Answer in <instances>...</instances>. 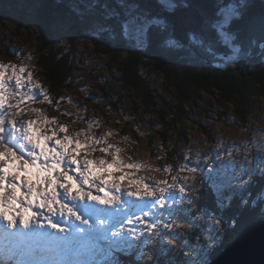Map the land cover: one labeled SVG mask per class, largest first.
Returning a JSON list of instances; mask_svg holds the SVG:
<instances>
[{
  "label": "rangeland",
  "instance_id": "obj_1",
  "mask_svg": "<svg viewBox=\"0 0 264 264\" xmlns=\"http://www.w3.org/2000/svg\"><path fill=\"white\" fill-rule=\"evenodd\" d=\"M143 1L150 3L152 0ZM258 1L264 3V0H256V2ZM40 2L41 0H0V63L24 67L25 72L23 75L27 77L28 73H32V80L39 83L44 89V94L50 98L48 83L40 76L37 69L36 72L32 71L36 68L34 61H37L36 56L40 53L38 37L42 32V25L36 18ZM70 2L71 8L87 27V34L82 36L75 48L73 86L61 93L62 96L57 101L58 107L48 109L46 101L43 103L29 101L22 105V108H35L40 104L37 109H40L44 116L48 118L55 117L59 124L67 126L68 132L58 133L59 137L67 134L72 137L73 141L79 139L82 144L86 145L89 143L85 140L86 136L103 137L107 140V144L95 145L96 151H92L91 146L80 149L77 159L81 161L84 158L91 159L94 162L104 159L111 163L113 155H116V148H119L121 151L118 156L121 162L139 165V168H122L120 170L113 168L108 170L111 172L109 186L113 183H120L121 192L113 194L120 195L121 199H123V186H126L127 191L142 189V184L131 183V181H139L141 178H143L144 183L155 186L156 182L160 180L172 184L173 177H176V183L185 187L183 194H180L177 189H170L175 194L176 202L173 203L168 200L165 208H160L158 205L153 208L150 203L146 204L134 197L137 199L136 207L132 209L134 211H125L124 215L127 216L124 219L125 222H120L118 226L119 230L121 224L123 229L125 227L124 234L127 239L123 243L120 242V244L110 243V246H104L100 249L94 248L91 255L80 257V259L76 258L75 263L125 264L126 262H132L134 264H154L158 260V255L163 256L164 260H168L176 252L183 250L188 253V264H193L194 261L195 264H209L211 261H209V257L205 256L208 255L214 238L219 234L221 228V222L217 225L214 221L220 219L212 213L194 212L191 207H188L195 202L202 178L213 181L217 200L224 208L236 195L249 189L258 174H264V147H262L264 146V100H259L256 107L252 108L247 117L243 119L232 106H220V103L214 97L205 94L203 100L194 105H188L185 109L186 121L184 125L186 132L184 140L178 147L177 158L174 157V160H171L165 157L162 148L158 145H154V150L147 145L148 140L146 138L153 137L155 141H159L154 134L161 128L155 117L150 116L148 113L140 112L141 114H138L131 108L128 111L122 109L119 112L113 108L111 96L119 97L121 94L127 96L129 93H133V90L125 87L118 76L108 71V58L96 51L92 43V36L97 37L103 32L112 31L111 20L118 18V16H124L123 18L126 16L127 21L123 20V23L121 22L122 35L124 34L128 39L132 38L142 47L145 45L147 29L152 24H161L167 19L163 16L162 18L151 17L149 12L144 10L136 0H70ZM173 2L177 7L173 12L167 13H174L180 8L187 7L192 12V6L179 5L174 0ZM113 3L115 5H112ZM229 4L236 5L231 1L221 0V8ZM119 5L120 9L118 8ZM206 24L205 19V37L191 33V43L195 37L208 38L205 29ZM66 33V26L63 25L61 37L66 38ZM217 35L221 37L219 33ZM234 38L228 44L234 52L228 62L234 61L235 57L236 59L239 57L237 55L240 48L235 46ZM221 39L223 40L222 37ZM178 43L182 45L181 42ZM141 71L145 76H149L148 78L151 80L153 87L159 91V93L157 92L158 98L170 99L165 91L162 76L155 74L156 72L153 69L147 67H143ZM6 75H11V70ZM12 83H14V80ZM25 84L26 87H29L27 81H25ZM101 86L108 87L107 93L104 94ZM21 91H24V89H21ZM32 92L35 93L38 100H43L40 89H32ZM114 102H117V100H114ZM59 111L61 116L57 115ZM24 112L26 115L17 120L37 119V114L31 111ZM62 113H67L66 115L69 116L75 114L78 116L75 119H78L79 123L84 126L83 133L79 137L76 136V133L80 130L69 123V120L65 118L66 115ZM89 124H91V127H89ZM125 126L137 130L138 135L143 140L142 147L137 150L134 156L132 155L134 158L130 157L129 153L131 152L127 149H124L123 154V142L125 143L123 134L126 133L121 132L120 127ZM37 128L39 131L51 135V130L58 128V124L44 125L38 121L37 125H34L33 131ZM108 133H111V135H108ZM108 144L114 146L109 149L108 153L99 151L101 147H107ZM70 147L74 148L75 143ZM166 166L170 171L164 170ZM182 166L186 167L182 168ZM92 167L94 171L99 169L97 163H94ZM104 167H107V165ZM189 168H196V172L190 173ZM97 174L107 176L108 172L98 171ZM8 176L12 175L9 174ZM120 176H124V179L120 180ZM184 177H188V179L185 181ZM32 179L35 183V176ZM84 186L83 190L88 191V186ZM42 188L43 185L40 186L41 190ZM91 190L95 195V187ZM25 191L26 189L21 188V192ZM75 191L76 189L73 190V194H75ZM7 194L6 192L5 195L7 196ZM56 207L59 208L58 205ZM138 209H141L142 212H137ZM147 211L148 215L145 216ZM47 212L46 209L43 210L44 214ZM136 215L146 219L148 223L156 222V227L148 230L145 224L135 220ZM129 218H131V222H129ZM166 223L171 227L166 228ZM129 229H134L135 234L128 235ZM198 230L202 231L200 236ZM200 237H204L208 242L206 247H204L205 243L200 240ZM115 239L120 240L119 237ZM109 240H113L112 235H110ZM168 241H171V243Z\"/></svg>",
  "mask_w": 264,
  "mask_h": 264
},
{
  "label": "trees",
  "instance_id": "obj_2",
  "mask_svg": "<svg viewBox=\"0 0 264 264\" xmlns=\"http://www.w3.org/2000/svg\"><path fill=\"white\" fill-rule=\"evenodd\" d=\"M136 1L151 17L162 18L158 8L149 5L147 1ZM152 1L160 7L157 0ZM174 1L179 5H191L203 14L207 21V39L195 37L190 47L180 45L174 40L171 25L164 21L152 24L147 29L145 45L140 47L135 40L122 35L121 22L128 19L126 16L111 20L112 31L92 36L96 51L108 58V71L118 76L125 87L133 90L127 96H111L113 108L118 112L131 108L138 114L148 113L155 117L161 130L154 135L160 143L149 137L146 138L147 145L153 150L154 145H158L165 157L171 160L177 158L178 147L184 140L186 107L203 100L205 94L214 97L220 106H232L243 119L259 100H264V47L260 48L264 42L261 41L264 3L256 0H227L240 6L243 14V18L234 21L232 26L235 46L240 48L239 57L228 62L234 52L212 27L213 22L219 19L216 13L221 8V0ZM70 4V0H41L37 8L36 18L42 25V32L38 37L40 53L34 65L35 72L37 69L50 87L52 103L46 102L48 109L58 107L61 93L73 86L75 48L82 36L87 34L86 25ZM118 8H121L120 5ZM63 25L66 26V38L61 37ZM143 67L153 69L155 74L163 77L165 91L170 99L158 98L159 91L153 87L149 76L142 73ZM101 88L104 94L107 93L108 87ZM31 108L25 107L23 110L29 112ZM57 114L61 116L60 111ZM75 117L78 116H65L76 129L84 130L79 120H74ZM126 127H120V131L126 133L123 134L125 148L132 153H129L130 157L134 158L143 140L137 130ZM200 181L195 202L188 208L191 207L194 212L212 213L220 219L219 234L205 256L212 261L237 239L244 228L264 220V174H258L252 186L236 195L224 208L217 200L213 181L208 178ZM198 233L200 236L202 231L198 230ZM200 240L206 247L208 242L204 237H200ZM157 258L154 264H188V253L183 250L168 260L159 255Z\"/></svg>",
  "mask_w": 264,
  "mask_h": 264
},
{
  "label": "snow or ice",
  "instance_id": "obj_3",
  "mask_svg": "<svg viewBox=\"0 0 264 264\" xmlns=\"http://www.w3.org/2000/svg\"><path fill=\"white\" fill-rule=\"evenodd\" d=\"M157 2L161 12H173L177 7L173 0H157ZM216 15L219 19L213 22L212 27L223 38V42L229 44L234 38V30L232 29L234 21L243 18L241 7L229 4L220 8ZM261 41H264V25H262ZM261 47H264V43L261 44ZM9 70H11V75H6ZM24 72L25 68L22 66L0 63V162H2L0 164V219L7 221L5 233L11 236L27 237L30 233L35 232L32 227V219L40 217L45 209L53 214L58 211L61 216L67 213L69 217L74 216L81 224H88L90 219H97L106 211V209H98L87 203L74 208L66 202L69 198L73 201H92L96 204L112 207L128 203L122 201L120 195L113 194L121 192L119 184L114 183L109 186V179L111 178L109 169L139 168V165L119 160L118 154L121 149L116 148V155H113L111 163L104 159L94 162L84 158L81 161L77 159L80 149L91 146V150L96 151L95 145L107 144V140L103 137L86 136L85 140L89 142L86 145L82 144L79 139L73 141L72 137L67 134L59 137L58 133L68 132L67 126L59 124L55 117L44 116L43 112L37 108L30 109L32 113L37 114V119L27 121L16 119V117L26 115L22 105L29 101L52 103L51 99L44 94L43 87L32 80V73H28L25 77ZM13 80L14 83H12ZM25 81L29 87H26ZM32 89H40L43 100H38ZM62 114L66 115L67 113ZM38 121L44 125L58 124V128L52 129L51 135L39 131L38 128L33 131V127L37 125ZM82 133L83 129L78 131L76 136L79 137ZM50 142L54 143L50 144ZM73 143H75L74 148L70 147ZM113 147L112 144H108L107 147H101L99 151L108 153L109 149ZM94 163L99 165V169L96 171L92 167ZM105 165L107 167H104ZM164 170L170 171L167 166ZM98 171L108 172V175L100 176L97 174ZM188 171L194 173L196 168H189ZM9 174L13 177L10 181L7 180ZM33 176H35V183H33ZM119 179L123 180L124 176H120ZM187 179L188 177H184L185 181ZM131 183L142 184V190H129L126 195L136 197L146 204L150 203L153 208L157 205L160 208H165L168 200L173 203L176 202L175 194L170 189H177L180 194L185 192V187L176 183V177H173L172 184L160 180L156 182L155 186H151L144 183L143 178L139 181H131ZM41 185H43L42 190L40 189ZM84 185L88 186V191L83 190ZM93 187L96 189L95 195L91 190ZM21 188L26 189V191L21 192ZM57 188L65 191L61 193L57 191ZM74 189H76L75 194H73ZM6 192L8 193L7 196L5 195ZM100 193L103 195L101 196ZM57 205L59 208L56 207ZM34 208L40 211H33ZM147 215L148 213L145 214V216ZM135 220L145 224L148 230L156 227V222L148 223L146 219H142L140 216H136ZM129 222H131V218H129ZM214 222L217 225L220 224V220ZM49 223L52 228L59 232L65 231L59 224L52 223L51 220ZM103 223L104 221L101 220V225ZM165 227H171V225H165ZM83 232V229H79V234L82 235ZM134 234V229L128 230V235ZM112 237L111 243L113 244L127 239L122 224L119 231L112 232ZM116 237H119L120 240H116ZM63 251H68V249ZM71 251L75 252L76 249H71ZM52 264H72V262L53 261Z\"/></svg>",
  "mask_w": 264,
  "mask_h": 264
},
{
  "label": "water",
  "instance_id": "obj_4",
  "mask_svg": "<svg viewBox=\"0 0 264 264\" xmlns=\"http://www.w3.org/2000/svg\"><path fill=\"white\" fill-rule=\"evenodd\" d=\"M149 4L159 9L161 15L173 27L174 39L183 46L192 45L191 33L205 37V18L194 8L192 12L187 7L167 13L161 12L156 2L151 1ZM209 264H264V220L244 228L237 239Z\"/></svg>",
  "mask_w": 264,
  "mask_h": 264
},
{
  "label": "bare ground",
  "instance_id": "obj_5",
  "mask_svg": "<svg viewBox=\"0 0 264 264\" xmlns=\"http://www.w3.org/2000/svg\"><path fill=\"white\" fill-rule=\"evenodd\" d=\"M191 6V5H190ZM193 8V7H192ZM203 15V14H202ZM10 102H11V98H10ZM98 133V132H97ZM102 135V134H101ZM99 147H101V146H99ZM0 164H2V162H0ZM111 173V172H110ZM8 178V180L10 181V180H12L13 179V177L12 176H8L7 177ZM114 180H116V179H114ZM117 182V181H116ZM114 184V183H113ZM116 184V183H115ZM120 184V183H119ZM112 184H110V186H111ZM85 187V186H84ZM124 188H123V191H122V196L123 197H125L126 199H129V200H131V202H133V200H132V197H130V196H127L126 195V192H127V188H126V186H123ZM94 188V187H93ZM133 188V187H132ZM23 190H24V188H23ZM134 190V189H133ZM142 190V189H141ZM57 191H60L61 193H63L65 190L64 189H62V190H59L58 188H57ZM100 195H102V193H100ZM136 198V197H135ZM71 200V199H70ZM135 202V201H134ZM148 206V205H147ZM151 206V205H150ZM135 207H136V205H135ZM144 208V207H143ZM150 210V209H149ZM128 211V210H127ZM132 211H134V210H132ZM115 213V214H117V211L116 210H114V209H111V214L112 213ZM132 213V212H131ZM134 213V212H133ZM140 213V212H139ZM147 213H148V211H147ZM180 214V213H179ZM118 215V214H117ZM131 215V214H130ZM132 216V215H131ZM137 216V215H136ZM116 217V216H115ZM34 219V218H33ZM33 219H32V221H33ZM113 219V218H112ZM128 219V218H127ZM113 220H115V219H113ZM119 222V221H118ZM125 222V221H124ZM126 222H127V220H126ZM111 224H112V221H111V223L109 224V226L110 227H112V226H114V227H116V225H112L111 226ZM166 225H167V223H166ZM131 227V226H130ZM174 227V226H173ZM167 228V227H166ZM124 229H125V227H124ZM110 231V230H109ZM169 231V230H168ZM174 231V230H173ZM154 232V231H153ZM166 233V232H165ZM171 233V232H170ZM167 234V233H166ZM134 237V236H133ZM134 239H135V237H134ZM154 239V238H153ZM106 242L104 239H102L101 241H99L100 243H102V242ZM123 243V242H122ZM112 244V243H111ZM120 244V243H119ZM90 247V244L89 243H86V242H84V248L82 249H78L77 251H75L74 253H75V255L76 254H78V255H81L80 253L82 252V251H84L83 252V254H85V256H87L88 254H86V253H88L89 252V250H87L88 248ZM106 248V247H105ZM107 249V248H106ZM110 249V248H109ZM128 249H129V247H128ZM87 250V251H86ZM114 250V249H113ZM126 250V249H125ZM102 251V250H101ZM92 254V253H91ZM90 254V255H91ZM133 255V254H132ZM145 256V255H144ZM148 256V255H147ZM8 256H7V254H6V251L5 250H3V248L2 247H0V264H12V263H9V261L11 260L9 257L7 258ZM75 258H79V256L78 257H76V256H74ZM14 260H19V259H21V256H18L17 258H13ZM80 259V258H79ZM82 260V259H81ZM131 260V259H130ZM55 261H56V259H55ZM137 261V260H136ZM11 262V261H10ZM24 264H26L25 262H23Z\"/></svg>",
  "mask_w": 264,
  "mask_h": 264
}]
</instances>
